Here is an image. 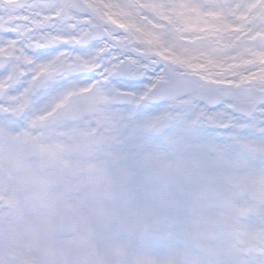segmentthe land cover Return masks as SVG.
<instances>
[{
  "label": "snow or ice",
  "instance_id": "snow-or-ice-1",
  "mask_svg": "<svg viewBox=\"0 0 264 264\" xmlns=\"http://www.w3.org/2000/svg\"><path fill=\"white\" fill-rule=\"evenodd\" d=\"M0 264H264V0H0Z\"/></svg>",
  "mask_w": 264,
  "mask_h": 264
}]
</instances>
